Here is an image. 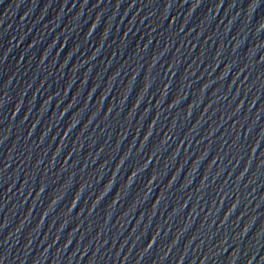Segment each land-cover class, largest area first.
<instances>
[{
  "label": "water",
  "instance_id": "water-1",
  "mask_svg": "<svg viewBox=\"0 0 264 264\" xmlns=\"http://www.w3.org/2000/svg\"><path fill=\"white\" fill-rule=\"evenodd\" d=\"M0 264H264V0H0Z\"/></svg>",
  "mask_w": 264,
  "mask_h": 264
}]
</instances>
